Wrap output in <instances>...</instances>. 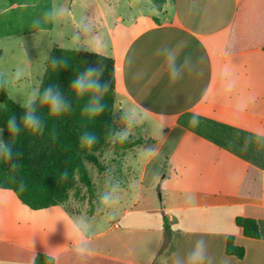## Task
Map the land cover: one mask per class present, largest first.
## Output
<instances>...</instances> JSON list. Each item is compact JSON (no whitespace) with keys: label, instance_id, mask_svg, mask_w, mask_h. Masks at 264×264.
<instances>
[{"label":"crops","instance_id":"crops-1","mask_svg":"<svg viewBox=\"0 0 264 264\" xmlns=\"http://www.w3.org/2000/svg\"><path fill=\"white\" fill-rule=\"evenodd\" d=\"M152 1L144 0L154 12L142 13L134 0H44L42 13L58 11L55 27H46L49 56L55 46L70 49L81 16L90 35L108 41L104 56L115 63L118 109L139 104L149 110L138 131L150 141L138 146L151 145L157 154L147 157L137 177L143 183L155 163L160 202L136 192L120 198L115 219L108 220L103 205L92 214L65 203L32 210L12 190L0 189V264H37L47 252L54 264H164L200 238L213 264L224 257L230 264H264V140L255 135L264 136V0H163L161 7ZM172 46L181 49V61L189 58L176 83L156 54ZM223 64L233 66L237 79L231 94L222 90ZM240 101L247 103L244 111L236 109ZM193 112L200 114L199 127L189 124ZM79 217L91 225L87 246L94 254L86 260L71 238ZM164 217L172 232L165 249ZM237 217L257 220L260 239L244 236ZM229 236L245 248L243 259L226 254Z\"/></svg>","mask_w":264,"mask_h":264},{"label":"trees","instance_id":"trees-1","mask_svg":"<svg viewBox=\"0 0 264 264\" xmlns=\"http://www.w3.org/2000/svg\"><path fill=\"white\" fill-rule=\"evenodd\" d=\"M161 3L163 0H160ZM63 59L68 66L61 65L57 68L51 67V60ZM104 66L102 82L110 85V90L105 97L108 108L104 114L97 118L84 115L81 111L87 97L77 98L70 90L73 79L90 67ZM41 90L51 85H58L63 93L72 103V110L61 116H50L47 108H40L39 114L46 121L45 128L41 133H30L22 131L15 138V152L22 155L18 158L17 167L12 168L9 163L0 159V189L12 190L18 199L32 210H41L64 204L69 198V191L74 187L76 176L91 187V179L88 175L85 161L93 162L99 170L102 169L100 159L96 155L98 151L113 144L114 149L130 150L135 146L142 145L150 140L143 138H129L127 142H113L110 138L109 125L116 130L117 123L114 119V108L116 103V78L115 63L110 57L97 55L92 52L62 49L55 46L50 53L43 75ZM4 106L0 108V128L4 131L0 136L7 141L10 134L6 128V120L10 115H15L17 121L23 115L24 109L21 105L8 98L6 89H1ZM96 133L98 140L87 147L80 143V136L84 131ZM14 159H16L14 157ZM65 173L67 175L65 176ZM25 184L23 191L20 183ZM93 208V205H91ZM92 208L90 213L92 214ZM236 225L242 228L244 236L251 239H260V227L254 218L237 217ZM165 243L163 249L168 247L171 241V227L164 217ZM225 252L229 256L238 259L245 257V248L235 244L234 236H229L226 242ZM37 264H54V258H46L40 254L36 257Z\"/></svg>","mask_w":264,"mask_h":264},{"label":"clouds","instance_id":"clouds-1","mask_svg":"<svg viewBox=\"0 0 264 264\" xmlns=\"http://www.w3.org/2000/svg\"><path fill=\"white\" fill-rule=\"evenodd\" d=\"M60 13L63 9L59 10ZM58 15V11L55 8L45 11L44 17L46 20L53 24L55 27V20ZM32 27L37 31L38 34L48 32V29L42 27L40 19H34L32 21ZM79 32H84L86 39L82 40L79 32L74 34L71 39V50L78 52L81 49L91 51L99 56L104 55L108 48V41L98 40L95 36L90 35L88 27L84 24V17L81 16L80 20L76 24ZM66 46L61 45L64 49ZM180 52L176 46L166 47L157 51V56L163 58V68L167 72L171 82L176 83L183 78V68L189 62V58L185 57L183 61L180 59ZM127 63L130 64L131 60L127 58ZM67 67L68 64L63 59L57 60L53 58L51 60V67L57 68L60 66ZM104 73V66L97 65L96 67H90L87 70L80 72L71 82V92L80 99L87 97V102L84 103L81 111L84 115L97 118L104 114L108 108L105 103V97L110 90V85L102 82L101 77ZM219 78L221 80L222 90L225 94H231L237 87V79L235 77L234 69L231 64H223L219 67ZM137 78L142 76V73H137ZM204 75L203 71L199 73V76ZM7 76L5 72L0 71V89H7ZM43 80L38 82L30 90L21 93H14V102L20 103L24 109L23 115L19 122L15 115H10L6 120V128L10 134V138L5 141L0 136V159H3L9 163L12 168L17 167L18 158L22 155L19 152H15V138L20 136L22 131L30 133H41L43 132L46 121L39 114L40 108H47L50 116H61L72 110V103L69 101L67 96L63 93L58 85H49L41 90L40 85ZM207 91V90H206ZM247 107V103L240 101L236 104V109L244 111ZM122 110L120 116V125L122 127L116 130L109 125L110 138L113 142L124 143L127 142L135 132L137 128L147 122L148 109L137 104L135 106H124L123 108L113 112ZM189 124L192 127H199L200 125V114L193 112ZM163 125L160 126L159 132L161 134ZM4 131L0 128V134ZM259 139L264 140V136H260L259 133L255 134ZM98 140L96 133L92 131H84L80 136V143L84 146L91 147ZM251 141L246 140V144ZM246 148H241V151H246ZM157 154V150L154 148L143 149L140 155L143 156H154ZM14 157L16 159H14ZM67 173H65V176ZM20 190L23 191L25 184L23 182L19 185ZM115 191V186L113 187ZM101 204L108 208L106 218L108 220L115 219L116 216V205L119 203L118 198H114L112 192H104L100 197ZM72 237L75 241V252L81 260H86L88 257L94 254V249L87 246L91 242L92 236L88 234L91 225L83 218L79 217L73 221L72 224ZM33 245V242H32ZM46 258L51 259L49 253H46ZM155 258V254L154 257ZM171 259L172 264H213V257L209 253V246L205 239H197L194 245L187 252L181 256L179 253L174 252L171 257L164 258V264H168V260ZM34 264V262H33ZM220 264H230V259L224 257Z\"/></svg>","mask_w":264,"mask_h":264},{"label":"rangeland","instance_id":"rangeland-1","mask_svg":"<svg viewBox=\"0 0 264 264\" xmlns=\"http://www.w3.org/2000/svg\"><path fill=\"white\" fill-rule=\"evenodd\" d=\"M44 0H0V71L5 72L7 80L6 94L14 101V93H21L30 90L43 78L48 61V32L38 34L32 27L34 19H40L42 27H50V22L46 20L42 13ZM34 6L30 4L34 3ZM152 5L161 7L160 0H153ZM155 6H148L144 0H134V9L142 13L154 12ZM49 10L48 7L45 11ZM26 33V34H25ZM71 49V44H68ZM47 53V54H46ZM46 62V63H45ZM41 86V85H40ZM20 105V103L15 102ZM4 106L0 89V108ZM119 110L117 100L114 111ZM122 111L114 114V119L118 129ZM134 139L142 138L138 128L130 136ZM144 139V138H143ZM147 140V139H144ZM151 148V145L135 147L126 153L123 149H114L113 144L101 149L96 153L102 164V169L91 161L86 160L85 166L91 179V187L84 184L79 175L76 176L74 187L69 191V198L65 202L70 210L80 208L90 209L93 205L92 213L100 211L102 204L100 197L104 192H112L114 198L128 199L136 192H140L143 199L160 202L162 192L153 189L156 177L155 163L152 162L147 167V176L143 183L137 177L144 168V163L148 156L140 155L143 149ZM165 172L160 174L163 179ZM124 184L123 187L121 185ZM115 191L113 192V187ZM120 191V192H119ZM110 210H108L109 212ZM117 213V212H116ZM108 214V213H106ZM102 219L101 215L96 217Z\"/></svg>","mask_w":264,"mask_h":264}]
</instances>
